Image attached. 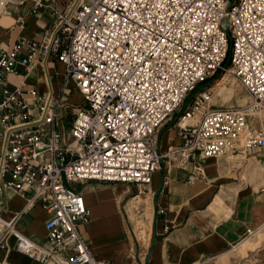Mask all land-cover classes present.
<instances>
[{
    "label": "built area",
    "instance_id": "1",
    "mask_svg": "<svg viewBox=\"0 0 264 264\" xmlns=\"http://www.w3.org/2000/svg\"><path fill=\"white\" fill-rule=\"evenodd\" d=\"M80 1L71 0L41 42H0V205L2 187L26 198L11 220L0 208V248L12 237L15 251L40 264H112L80 235L90 215L72 184L148 186L177 152L185 160L264 152V132L249 122L264 110V0ZM48 56L63 66L57 96ZM33 60L47 91L9 88V77H25ZM219 72L250 95L247 110L215 109L196 126L179 127L199 107L196 99L179 112L187 96ZM73 91L78 105L63 101ZM175 114L183 146L161 153L156 132ZM35 203L46 213L43 242L16 228Z\"/></svg>",
    "mask_w": 264,
    "mask_h": 264
},
{
    "label": "crops",
    "instance_id": "2",
    "mask_svg": "<svg viewBox=\"0 0 264 264\" xmlns=\"http://www.w3.org/2000/svg\"><path fill=\"white\" fill-rule=\"evenodd\" d=\"M40 1L37 7L33 0H0L1 11L8 12L0 13V42L5 47L22 38L41 42L71 2ZM46 61L53 95L57 96V76L63 73V66L53 56ZM45 74L33 60L25 77H9V88L24 83L45 93ZM177 115L156 132L161 153L183 146L180 129L176 128ZM235 152L245 160L227 156ZM228 153L218 158L196 155L186 160L180 153L175 164L167 157L148 186L72 184L81 192L89 211V223L79 225L78 231L92 254L112 264H264V176H254L264 174V152ZM247 157H259L260 164ZM195 168L200 172L188 182ZM1 200V217L7 221L21 213L26 204L24 196L5 187ZM136 211H140L138 217ZM45 220V210L35 203L22 213L16 228L43 242ZM127 222L133 225L136 237L138 233L148 234L151 227L150 245L143 257L128 242ZM6 242L8 248H0V264H40L15 251L14 238L8 237Z\"/></svg>",
    "mask_w": 264,
    "mask_h": 264
},
{
    "label": "rangeland",
    "instance_id": "3",
    "mask_svg": "<svg viewBox=\"0 0 264 264\" xmlns=\"http://www.w3.org/2000/svg\"><path fill=\"white\" fill-rule=\"evenodd\" d=\"M226 73V76L223 78L224 74ZM216 76V75H215ZM223 79V80H222ZM53 87L57 89V81L53 80ZM205 93L207 96V101H204L201 99V94ZM197 99V102L199 103V107L196 111H194V115L192 119H189L186 121L183 125L184 126H196L197 123L200 121L201 117L215 109H232V110H238V111H246L247 107L252 102V99L250 95L247 93V91L241 86L239 81H237L233 75L227 73V72H219L218 76L213 78L212 80H209L205 82L204 84H201L195 91L190 93L186 100L184 101L183 105L181 106L179 112H182L184 108H189L192 106L193 102ZM64 102L69 104L78 105L82 102L81 97L79 94L75 91L71 94L69 98H64ZM262 119L258 118V116L253 115L251 119H249V122H251L255 127H261V129L264 132V110L261 111ZM179 128V127H176ZM188 152H185V155H187ZM234 155L235 159L239 161L245 160L244 157H241V155L238 152L235 153H228L227 156L230 158H233ZM240 155V156H239ZM180 156V153L177 152L173 155H171L170 160L174 161V164L177 162L178 158ZM250 161H256L259 163V157H247ZM260 164V163H259ZM262 164V163H261ZM255 177H262L264 174L261 175H254ZM258 187L255 186V189ZM140 211H136L135 215L138 217ZM125 234L128 238V242L130 243V246L137 251V253H140V255L143 257L145 255L146 250L148 249L151 241V227L150 232L148 234L146 233H138L137 237L143 241V243L137 239L134 227L132 224L127 222V225L125 227Z\"/></svg>",
    "mask_w": 264,
    "mask_h": 264
},
{
    "label": "bare ground",
    "instance_id": "4",
    "mask_svg": "<svg viewBox=\"0 0 264 264\" xmlns=\"http://www.w3.org/2000/svg\"><path fill=\"white\" fill-rule=\"evenodd\" d=\"M85 1H86V0H81V1H80V4L85 3ZM225 76H226V73L224 74L223 78H224ZM222 80H223V79H222ZM231 110H232V109H231ZM255 116H258V118L262 119L261 111H259L258 113H256ZM252 117H253V116H252ZM192 118H193V117L184 119V120L180 123L179 127H184L183 124H184L186 121H188L189 119H192Z\"/></svg>",
    "mask_w": 264,
    "mask_h": 264
},
{
    "label": "trees",
    "instance_id": "5",
    "mask_svg": "<svg viewBox=\"0 0 264 264\" xmlns=\"http://www.w3.org/2000/svg\"><path fill=\"white\" fill-rule=\"evenodd\" d=\"M219 73L216 74L215 78L218 76Z\"/></svg>",
    "mask_w": 264,
    "mask_h": 264
},
{
    "label": "water",
    "instance_id": "6",
    "mask_svg": "<svg viewBox=\"0 0 264 264\" xmlns=\"http://www.w3.org/2000/svg\"><path fill=\"white\" fill-rule=\"evenodd\" d=\"M231 8V7H230ZM226 29H227V25H226Z\"/></svg>",
    "mask_w": 264,
    "mask_h": 264
}]
</instances>
